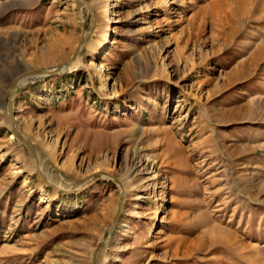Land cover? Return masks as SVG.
I'll use <instances>...</instances> for the list:
<instances>
[{
    "label": "rangeland",
    "instance_id": "obj_1",
    "mask_svg": "<svg viewBox=\"0 0 264 264\" xmlns=\"http://www.w3.org/2000/svg\"><path fill=\"white\" fill-rule=\"evenodd\" d=\"M86 1L0 0V264H264V0Z\"/></svg>",
    "mask_w": 264,
    "mask_h": 264
},
{
    "label": "water",
    "instance_id": "obj_2",
    "mask_svg": "<svg viewBox=\"0 0 264 264\" xmlns=\"http://www.w3.org/2000/svg\"><path fill=\"white\" fill-rule=\"evenodd\" d=\"M82 3L88 8V10L91 13V23H90V29L93 28L94 23H93V14H92V9L90 7V5L88 4V2L86 0H81ZM89 31L85 32L84 35L81 38V41L79 43V45L76 47L74 53H73V57L76 56V54L78 53V51L80 50V47L82 45V43L85 41L86 37L88 36ZM67 64L68 62H64L62 64H59L53 68L50 69H43V70H37V71H24L20 74L15 75V77L13 78V80L10 82V87H9V91L6 95V99H5V105L4 108L9 116V120H10V127L12 130L13 135L19 140V142L25 146L28 147V149L30 150V152L32 153L35 162H36V169L38 171V173L40 174V176L42 178L45 179V181L51 185L54 186L60 190H64V188L52 183L51 181H49L46 177V175L44 174V172L42 171V169L40 168V161H39V157L38 154L36 153V150L43 156V159L50 164V161L46 158V156L44 155V153L42 152V150L36 145L34 144L32 141L28 140L24 135H22L16 125V118H15V114H14V110H13V97H14V93L16 91L17 86L21 83L22 79L31 77V76H47V75H53L56 74L58 72L64 71L67 68ZM104 172H98L95 174H92L90 176H86L83 177L73 183H67L66 181H63L65 184H67L69 186V189L67 190H76L78 189L81 185H83L86 181H88L89 179H92L95 177V175H103ZM117 183L116 180H113ZM123 202H124V191L121 190V195H120V201L118 203L116 212H115V216H114V220L113 223L111 225L110 228V233H112L114 226L116 224L118 215L122 209L123 206ZM104 243V241L100 242L97 246V248L95 249L94 252V256H93V264H95V256H96V252L98 251V249L100 248V246Z\"/></svg>",
    "mask_w": 264,
    "mask_h": 264
},
{
    "label": "bare ground",
    "instance_id": "obj_3",
    "mask_svg": "<svg viewBox=\"0 0 264 264\" xmlns=\"http://www.w3.org/2000/svg\"><path fill=\"white\" fill-rule=\"evenodd\" d=\"M214 7L216 5H221L223 0H212ZM211 1V2H212ZM233 6H232V12L233 14L238 18V23H240L241 25L244 24L246 22V18L249 17L250 14V0H233ZM115 4H113L110 0L103 3L100 6V12L103 16V20L101 22H99L96 27H95V32H100L101 37H105L106 33L103 31L106 27H108L109 22L111 21V10L112 8L114 9ZM116 7V6H115ZM220 7V6H219ZM222 7V6H221ZM219 10V9H218ZM226 12V10H225ZM107 30V29H106ZM232 31V30H231ZM230 31V32H231ZM238 31L234 30L232 33V35H235ZM98 37V36H97ZM264 52V51H263ZM106 175V177H110V179L113 180V176L111 175H107L106 173H104ZM103 174V175H104ZM61 178V177H60ZM62 179V178H61ZM119 181V180H118ZM122 191H124V189H121Z\"/></svg>",
    "mask_w": 264,
    "mask_h": 264
}]
</instances>
